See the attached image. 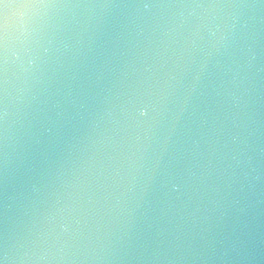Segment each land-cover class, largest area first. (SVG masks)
<instances>
[{"label": "water", "instance_id": "obj_1", "mask_svg": "<svg viewBox=\"0 0 264 264\" xmlns=\"http://www.w3.org/2000/svg\"><path fill=\"white\" fill-rule=\"evenodd\" d=\"M35 2L64 6L9 10L10 55L50 50L34 71L26 57L7 70L10 251L68 258L52 264H264V0Z\"/></svg>", "mask_w": 264, "mask_h": 264}, {"label": "clouds", "instance_id": "obj_2", "mask_svg": "<svg viewBox=\"0 0 264 264\" xmlns=\"http://www.w3.org/2000/svg\"><path fill=\"white\" fill-rule=\"evenodd\" d=\"M64 5H49V4H37V5H30L26 6L23 8H15L11 6H5V14H6V22L4 25L3 33L0 35V64L3 65L4 69V84H5V96H7V83H8V77H7V70H8V65L10 62H13V57L15 61H20L23 62V58H27L26 65L24 66V71H34L39 67V61L41 58V55L47 54L50 50L47 47H44L41 52H33L31 48L29 47H24L21 51H18L16 53H13L10 55V35H9V10H13L11 15L12 16H18L21 19L26 16V12L24 10L26 9H31V8H49V7H63ZM70 7H79L76 5H68ZM184 7H197V8H222L225 7L223 5L219 6H184ZM152 7H149L147 5L144 6V9L150 10ZM196 38L191 40V45L193 48L197 47V39H205L204 36H202L199 31L196 32L195 34ZM216 37V32L209 30L208 32V38L212 39ZM219 51V49H217ZM7 111V116H8V109ZM46 132L51 133L52 129L51 128H46ZM33 190H36L35 185L33 186ZM171 191L173 192H178L180 191V188L178 185H172ZM51 219L53 221L56 220V217L54 214H50ZM55 228L58 229L60 234L64 235H70L72 232V227L71 224L67 221H60L55 223ZM68 258L65 256H49L46 252L42 253L40 255H35L31 251H25L23 254H20L18 251L13 252L10 251L7 243L5 246V251H4V258L3 260H0V264H52L54 260H59V261H64L67 260Z\"/></svg>", "mask_w": 264, "mask_h": 264}, {"label": "snow or ice", "instance_id": "obj_3", "mask_svg": "<svg viewBox=\"0 0 264 264\" xmlns=\"http://www.w3.org/2000/svg\"><path fill=\"white\" fill-rule=\"evenodd\" d=\"M37 4H47V3H37L35 0H0V35L3 33L4 25L6 22V14H5V6H11L15 8H23L30 5H37ZM141 4L144 6L147 5L149 7H162L165 4L158 3L157 0H141ZM71 5L80 6L78 3H74ZM189 4L185 3L182 6H188ZM227 6L225 5L222 0H193L191 6ZM167 6H174L168 4ZM5 84L4 79L0 78V147H2V141L5 139V129L4 124H6L7 119V105L5 102ZM154 101L149 98L142 100L138 103L134 104L135 110L138 113L139 117H149L150 115V108L153 107ZM6 241L4 240L3 236L0 235V260L4 258V251H5Z\"/></svg>", "mask_w": 264, "mask_h": 264}]
</instances>
